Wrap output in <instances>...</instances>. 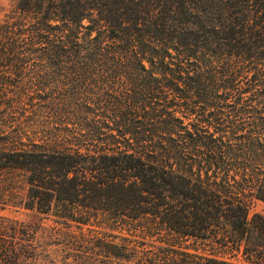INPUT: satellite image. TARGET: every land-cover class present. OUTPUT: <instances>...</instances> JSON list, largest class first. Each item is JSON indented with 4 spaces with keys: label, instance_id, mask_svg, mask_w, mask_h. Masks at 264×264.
<instances>
[{
    "label": "trees",
    "instance_id": "obj_1",
    "mask_svg": "<svg viewBox=\"0 0 264 264\" xmlns=\"http://www.w3.org/2000/svg\"><path fill=\"white\" fill-rule=\"evenodd\" d=\"M0 170L78 264H264V0H11Z\"/></svg>",
    "mask_w": 264,
    "mask_h": 264
},
{
    "label": "rangeland",
    "instance_id": "obj_2",
    "mask_svg": "<svg viewBox=\"0 0 264 264\" xmlns=\"http://www.w3.org/2000/svg\"><path fill=\"white\" fill-rule=\"evenodd\" d=\"M11 0H0V20L10 7ZM27 186L21 171L0 170V215L31 222L36 226L35 242L37 244L34 258L22 260V264H78L72 258L66 242V234L45 213L34 207H25ZM255 212L264 214V200L254 199L249 206V215Z\"/></svg>",
    "mask_w": 264,
    "mask_h": 264
}]
</instances>
